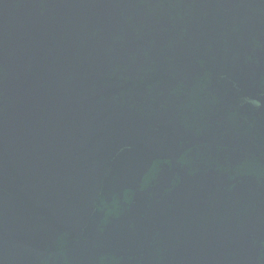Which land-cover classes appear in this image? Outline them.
Listing matches in <instances>:
<instances>
[{
  "label": "water",
  "instance_id": "95a60500",
  "mask_svg": "<svg viewBox=\"0 0 264 264\" xmlns=\"http://www.w3.org/2000/svg\"><path fill=\"white\" fill-rule=\"evenodd\" d=\"M0 264H264V0H0Z\"/></svg>",
  "mask_w": 264,
  "mask_h": 264
}]
</instances>
